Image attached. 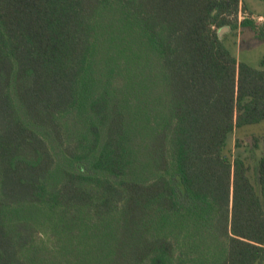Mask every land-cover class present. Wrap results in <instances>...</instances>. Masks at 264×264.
Segmentation results:
<instances>
[{
    "label": "trees",
    "instance_id": "16d2710c",
    "mask_svg": "<svg viewBox=\"0 0 264 264\" xmlns=\"http://www.w3.org/2000/svg\"><path fill=\"white\" fill-rule=\"evenodd\" d=\"M243 10L0 0V264H264V155L254 183L229 146L264 121L220 35L264 41Z\"/></svg>",
    "mask_w": 264,
    "mask_h": 264
},
{
    "label": "rangeland",
    "instance_id": "374dc122",
    "mask_svg": "<svg viewBox=\"0 0 264 264\" xmlns=\"http://www.w3.org/2000/svg\"><path fill=\"white\" fill-rule=\"evenodd\" d=\"M242 1L243 7L246 6L247 10L240 12V19H244V17L247 16L254 21L256 25L263 26L264 0ZM220 33L221 36H225L226 44L238 61L245 62L257 69H264V66H262L264 62V41L258 39L254 32L250 29H239L234 33H230L229 29H223ZM238 140L242 144L240 150L236 149ZM229 146L233 154H237V152L242 153L244 157H247L253 152V158L250 159L249 163L252 168L251 177L253 182L256 183L254 169L260 157L264 155V121L258 125L236 131L229 142Z\"/></svg>",
    "mask_w": 264,
    "mask_h": 264
},
{
    "label": "water",
    "instance_id": "95a60500",
    "mask_svg": "<svg viewBox=\"0 0 264 264\" xmlns=\"http://www.w3.org/2000/svg\"><path fill=\"white\" fill-rule=\"evenodd\" d=\"M220 35H221V33H220Z\"/></svg>",
    "mask_w": 264,
    "mask_h": 264
}]
</instances>
